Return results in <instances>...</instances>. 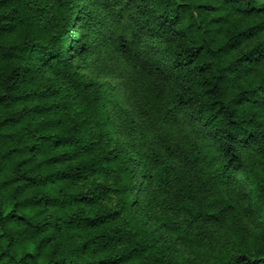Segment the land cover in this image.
<instances>
[{
    "label": "trees",
    "instance_id": "trees-1",
    "mask_svg": "<svg viewBox=\"0 0 264 264\" xmlns=\"http://www.w3.org/2000/svg\"><path fill=\"white\" fill-rule=\"evenodd\" d=\"M94 41L133 139L79 71ZM215 229L240 249L195 264H264V0H0V264H193Z\"/></svg>",
    "mask_w": 264,
    "mask_h": 264
},
{
    "label": "rangeland",
    "instance_id": "rangeland-1",
    "mask_svg": "<svg viewBox=\"0 0 264 264\" xmlns=\"http://www.w3.org/2000/svg\"><path fill=\"white\" fill-rule=\"evenodd\" d=\"M71 31L72 42L78 43L80 39L77 31H73L72 29ZM91 36H93V34L88 35L85 33V37L87 38L85 43L89 47L91 42H93L89 40ZM80 45L71 46L72 57ZM89 53H91L89 56L84 55V61L77 62L80 68V73L85 75L88 79L95 80L105 85L107 95L110 97V111H113V118H119L120 122H117L118 125H124L126 131H133L134 127L130 120L132 118L128 117L126 114L127 111H130L131 102L125 95V90H130L131 85L133 84L134 76L132 71L128 69L120 59H118L115 53L101 46L100 41L96 42V44L94 41V46H92V50ZM116 103L119 104V108L112 107V105ZM148 122L151 126H155V128L159 130L160 134L165 133L164 135L180 140L187 136L190 139L199 142L195 129L188 125L187 121L181 122L182 124L180 125L165 127L160 123L155 114L149 113ZM128 131L126 132V137L133 139L132 134ZM127 133H129V135ZM118 136L124 140V136L121 134L120 130L118 131ZM136 136L138 138L139 134L136 133ZM246 223L251 224L248 220ZM175 238L177 237L175 236ZM200 244L201 245L198 246L193 243H191V245L180 243L178 254L190 263L195 264L204 260L212 259L223 252H234L240 249L233 236L226 230L222 229L205 231L201 235Z\"/></svg>",
    "mask_w": 264,
    "mask_h": 264
}]
</instances>
